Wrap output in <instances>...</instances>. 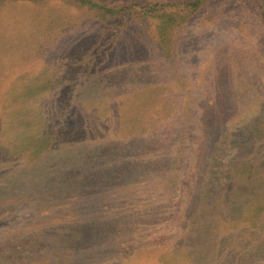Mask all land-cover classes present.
<instances>
[{"label": "rangeland", "instance_id": "374dc122", "mask_svg": "<svg viewBox=\"0 0 264 264\" xmlns=\"http://www.w3.org/2000/svg\"><path fill=\"white\" fill-rule=\"evenodd\" d=\"M0 264H264V0H0Z\"/></svg>", "mask_w": 264, "mask_h": 264}, {"label": "trees", "instance_id": "16d2710c", "mask_svg": "<svg viewBox=\"0 0 264 264\" xmlns=\"http://www.w3.org/2000/svg\"><path fill=\"white\" fill-rule=\"evenodd\" d=\"M157 167V166H156ZM155 166H154V168H156ZM76 170H75V167L73 168L72 167V172H75ZM77 173H78V171H76ZM75 172V173H76ZM183 199V198H182ZM187 200V199H186ZM179 203H180V201H179ZM182 203V202H181ZM190 203L189 202H187V201H185V202H183V206H182V208H179V209H181V214H182V211L183 210H185L187 207H188V205H189ZM179 205V204H178ZM175 209H176V206H175ZM179 209H176L177 211H179ZM175 210V211H176ZM172 212H173V210H172ZM180 214V215H181ZM177 221H179V219L177 220H174L173 221V223H172V226H173V224L175 225L176 223H177ZM173 231H174V228H173ZM177 232H179V236H180V243H182V250H183V252L185 251V250H189L190 249V247H189V245L191 244V238H194V234L192 233V232H190V230H189V227L187 226V225H183V226H181L180 227V230L178 229L177 230ZM173 233V232H172ZM171 233V234H172ZM171 234H169V235H171ZM169 235L165 238V240L169 237ZM176 243H178V244H180L179 243V241L178 242H176ZM179 248V247H178ZM179 252H181V251H179ZM187 252V251H186Z\"/></svg>", "mask_w": 264, "mask_h": 264}]
</instances>
